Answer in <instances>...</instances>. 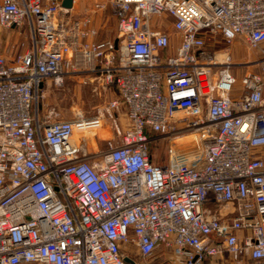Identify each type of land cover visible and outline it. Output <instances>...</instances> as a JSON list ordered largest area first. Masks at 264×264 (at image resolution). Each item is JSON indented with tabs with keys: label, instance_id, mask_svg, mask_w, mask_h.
Returning a JSON list of instances; mask_svg holds the SVG:
<instances>
[{
	"label": "built area",
	"instance_id": "obj_1",
	"mask_svg": "<svg viewBox=\"0 0 264 264\" xmlns=\"http://www.w3.org/2000/svg\"><path fill=\"white\" fill-rule=\"evenodd\" d=\"M62 1L0 0V28L28 31L11 60L0 52V264H147L158 250L264 264V0ZM99 13L114 39L98 38ZM234 40L258 52L239 79L230 50L211 49ZM71 76L116 98L40 117L42 92ZM103 129L97 161L74 136ZM179 134L196 144L179 151ZM154 136L170 140L162 164Z\"/></svg>",
	"mask_w": 264,
	"mask_h": 264
},
{
	"label": "rangeland",
	"instance_id": "obj_2",
	"mask_svg": "<svg viewBox=\"0 0 264 264\" xmlns=\"http://www.w3.org/2000/svg\"><path fill=\"white\" fill-rule=\"evenodd\" d=\"M80 2L81 12L84 11V7L92 6V0H80ZM96 19L97 23H100L98 38L114 39L116 34L115 20L105 13H99ZM169 26V23H167L164 29H169ZM27 38L28 31L26 26L13 30L0 28V48H5L6 55L9 57H14L20 52L22 49L20 44L24 42L25 39L27 40ZM11 43H15V46L11 47ZM224 48H228L231 52V61L234 64L233 74L236 75L237 79L246 72L256 71L258 69L250 63L251 59L258 55V52L248 48L242 41L234 40L233 43L229 45L221 43L211 49L223 50ZM86 79L71 76V78L65 81V85L60 88L55 89L51 86L46 88L39 98L40 117L49 115V111L51 110L53 111L51 114L52 119L69 120L73 117L74 112H81L85 116L94 114L96 108L101 105L104 98L102 93L97 94L94 92L93 84L89 83ZM236 87H238V83ZM125 123V115L123 112H119L115 124L124 127ZM106 131L107 129H103L102 132H98L96 136H94L95 133L92 132L84 134L86 135V141L81 137L83 134H77L74 137L83 144V151L93 154V159L98 161L101 158V154L107 149L106 142L100 140L107 136L105 133ZM172 140V142L175 143V147L181 152H187L188 149L193 146L192 144H196L195 136L192 134H179L174 136ZM169 141L170 140L164 136L156 137L153 140L150 145V152L155 163L162 164L166 161ZM146 262L147 264H183L181 260L176 259L167 251L165 253H158L156 251Z\"/></svg>",
	"mask_w": 264,
	"mask_h": 264
},
{
	"label": "crops",
	"instance_id": "obj_3",
	"mask_svg": "<svg viewBox=\"0 0 264 264\" xmlns=\"http://www.w3.org/2000/svg\"><path fill=\"white\" fill-rule=\"evenodd\" d=\"M0 52L3 54V56H5L7 58V60H11V58H13L12 56L9 57V56L6 55L5 48L4 49H1L0 48ZM96 93L97 94L98 93L99 94H101V93L103 94L104 100H103L102 104H105L106 100H108V99H114V98H116V93H115V91L113 89H109V90H106L105 91V90L102 89V87L101 88L99 87L97 89ZM157 252L158 253H165L166 250H158ZM203 264H234V263L229 259V257H226L225 256L223 259H211L209 261H206Z\"/></svg>",
	"mask_w": 264,
	"mask_h": 264
},
{
	"label": "water",
	"instance_id": "obj_4",
	"mask_svg": "<svg viewBox=\"0 0 264 264\" xmlns=\"http://www.w3.org/2000/svg\"><path fill=\"white\" fill-rule=\"evenodd\" d=\"M71 4H72V0H63L61 5H62V7H63L64 9H69V8L71 7ZM124 260H125L126 262L132 264V262H131L129 259L124 258Z\"/></svg>",
	"mask_w": 264,
	"mask_h": 264
},
{
	"label": "bare ground",
	"instance_id": "obj_5",
	"mask_svg": "<svg viewBox=\"0 0 264 264\" xmlns=\"http://www.w3.org/2000/svg\"><path fill=\"white\" fill-rule=\"evenodd\" d=\"M81 137L83 138L84 141H86V135L83 134Z\"/></svg>",
	"mask_w": 264,
	"mask_h": 264
},
{
	"label": "trees",
	"instance_id": "obj_6",
	"mask_svg": "<svg viewBox=\"0 0 264 264\" xmlns=\"http://www.w3.org/2000/svg\"><path fill=\"white\" fill-rule=\"evenodd\" d=\"M209 48V47H208ZM210 49V48H209ZM151 153V152H150ZM152 161L154 162V160H153V156H152ZM155 163V162H154Z\"/></svg>",
	"mask_w": 264,
	"mask_h": 264
}]
</instances>
